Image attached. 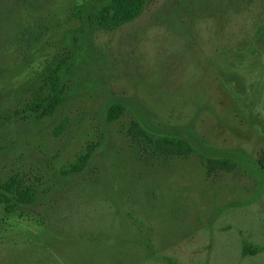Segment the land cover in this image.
Returning <instances> with one entry per match:
<instances>
[{
  "label": "rangeland",
  "instance_id": "rangeland-1",
  "mask_svg": "<svg viewBox=\"0 0 264 264\" xmlns=\"http://www.w3.org/2000/svg\"><path fill=\"white\" fill-rule=\"evenodd\" d=\"M82 1L0 0V181L18 173L36 190L0 205V264H264V0H149L92 34L70 13ZM19 25L43 32L30 50ZM57 64L59 108L27 117ZM135 122L195 152L136 149ZM89 143L85 168L63 175ZM226 155L236 164L207 175Z\"/></svg>",
  "mask_w": 264,
  "mask_h": 264
},
{
  "label": "trees",
  "instance_id": "trees-1",
  "mask_svg": "<svg viewBox=\"0 0 264 264\" xmlns=\"http://www.w3.org/2000/svg\"><path fill=\"white\" fill-rule=\"evenodd\" d=\"M149 0H84L79 5L70 9L73 17L78 19L82 31L92 34L96 31L111 32L122 25L135 20L141 15ZM6 14V13H5ZM3 11L0 9V24L3 18ZM3 17V18H2ZM39 29H44L39 24ZM16 33V41L22 42L23 48L30 50L37 44L43 36V32L33 29L31 25H19ZM60 65L48 66L45 76L39 79V83L33 88L31 98L25 103L22 111L27 112V117L31 116L34 120L45 115L53 114L61 104V89L59 88ZM123 106L120 103L111 104L106 112V120L118 119L122 114ZM131 143L143 152H148L156 156H187L195 152L190 140L174 136L156 134L143 124L135 122L129 129ZM94 148L93 143L87 144L77 154L75 159L61 169L63 175L76 174L85 168ZM206 174L211 175L218 169H229L236 164L233 156L226 155L222 158H210L203 162ZM264 168V161L260 162ZM36 198V190L18 173L11 174L4 181H0V205L6 213L13 212L16 208L31 204ZM256 247L244 243L242 254H253Z\"/></svg>",
  "mask_w": 264,
  "mask_h": 264
}]
</instances>
